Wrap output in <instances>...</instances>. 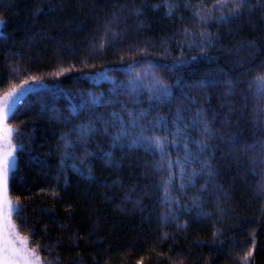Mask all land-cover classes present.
<instances>
[{
    "label": "trees",
    "instance_id": "1",
    "mask_svg": "<svg viewBox=\"0 0 264 264\" xmlns=\"http://www.w3.org/2000/svg\"><path fill=\"white\" fill-rule=\"evenodd\" d=\"M215 3L0 0V94L25 80L51 84L29 96L10 117L20 129L14 142L23 143L9 184L18 205L14 221L44 261L243 264L251 250L247 264H264V111L259 110L264 98L248 89L264 71V0H247L238 16L229 15L233 8L213 10ZM168 6H173L171 12ZM209 10L217 19L202 23L196 14L206 17ZM222 14L228 23H220ZM201 31L213 34V46L205 52L188 46L193 34L199 45ZM181 53L197 59L181 70L183 79L173 88L171 102L150 104L142 89L136 96L140 103H134L127 90L128 65L135 61L139 71L151 61L172 83L176 73L163 66ZM202 79L217 82L201 87ZM226 79L235 83L229 95ZM89 92L103 94L104 102L92 105ZM85 100L89 103L80 108ZM125 106L150 109L147 120L163 114L170 128L177 107L186 121L203 109L214 135L201 159L210 160L215 175L205 192H198L207 179L200 177L194 187L183 192L174 187L169 194L185 205L198 195L201 208L180 209L162 219L168 205L161 202L159 182L167 173L155 168L159 155L129 148L127 140L112 147L118 126L104 131L111 113L127 118ZM89 121L96 131L70 150L77 159L61 166V134L75 141L76 126ZM191 134L201 138L198 129ZM169 151L175 158L177 152ZM105 152L112 153L111 163Z\"/></svg>",
    "mask_w": 264,
    "mask_h": 264
},
{
    "label": "snow or ice",
    "instance_id": "2",
    "mask_svg": "<svg viewBox=\"0 0 264 264\" xmlns=\"http://www.w3.org/2000/svg\"><path fill=\"white\" fill-rule=\"evenodd\" d=\"M222 3H228V0H216L213 5V10L218 8ZM247 0H233V10L229 14L231 16H238ZM159 7V5H156ZM171 12L173 6H168ZM209 10L207 16L199 17L202 23H207L217 18L214 16V11ZM41 9H37V13ZM37 13H34L37 14ZM220 23H228L229 20L223 14L219 17ZM4 24V18L0 16V25ZM200 43L196 44L195 36L188 41L189 48L198 46L201 52L206 51V46H213V34L201 31L199 34ZM0 36H4L3 31H0ZM183 43V42H182ZM197 59L196 55L186 58L183 53L180 57L174 59L171 65H164L166 71L176 73V80L172 83H167L165 80L154 70L153 63L149 61L144 65L141 70L137 71L133 64L127 67L128 81L127 90L133 96V102L139 104L140 101L136 96L143 89L148 93V101L151 103L163 105L165 102H171L173 98V88L179 87L183 79L181 70L188 65L191 61ZM222 71V69H221ZM105 79L112 80L111 77L104 76ZM33 79H36L35 77ZM216 80L199 82L201 87H207L208 84L216 83ZM115 83V81H113ZM226 85V95L231 94L235 83L232 79L223 81ZM28 81L25 80L21 85H16L10 88L7 93L0 97V264H51V261H44L37 257L36 253L39 249L33 250L27 247L28 237L21 236L19 226L12 220V214L18 211V205L8 197V185L10 170L15 166L17 156V147H23L22 142H13L15 133H19V127L9 126L6 121L13 113L19 97L23 94L24 85ZM120 87H123L121 85ZM248 89L253 92L257 98H264V71L258 72L254 78L249 82ZM116 87L112 88V92H116ZM90 103L92 105H100L104 102L103 94H94L89 92ZM195 103V100H192ZM89 103L85 100L80 104V108H84ZM111 104L112 101H107ZM260 111H264V106H261ZM76 111V107L72 106V112ZM122 112L126 113L127 118L120 113H111L110 121H104V131L107 132L109 126H118V131L112 137V147H116L122 140H127L129 148H142L153 155L158 154L159 159L155 168L159 172H165L166 175L161 178L160 186L163 189L164 196L161 202L168 205V208L162 215V219L167 220L169 215L174 214L177 210L193 208H201L200 197L194 195L192 197L191 205L181 204L180 200L176 197L169 199V194L174 187H178L180 191H184L189 187H194L197 179L200 177H207L204 184L200 185L198 192L207 191L208 182L212 180L215 173L209 159H201V156L208 152L210 144L209 141L213 137V131L209 121L203 115V109H197L195 116L186 121L182 109L177 107L175 110L174 118L171 120V128L167 116L157 114L152 120H147L150 114V109L139 108L132 110L122 107ZM67 119V118H66ZM193 129H198L201 138H194L191 134ZM96 131L95 124L89 121L86 124L76 126V140L73 141L67 133H62L60 139L63 140L61 146V166L65 165L68 159H77L70 151L77 142L86 143L91 135ZM164 133V134H159ZM123 146V145H121ZM193 147L195 150H193ZM169 149H174L177 152L175 158H172ZM182 150V151H181ZM87 155V152L85 153ZM105 157L111 163L112 153L105 152ZM81 163L84 158H79ZM72 168H76V164H72ZM91 172V169H89ZM177 177L179 182L177 183ZM261 190L264 191V185H261ZM175 205V208L172 206ZM264 211V209H262ZM167 234H165L166 236ZM216 235V234H214ZM251 256V250L245 253L243 264H247L248 258ZM59 264V258H57Z\"/></svg>",
    "mask_w": 264,
    "mask_h": 264
},
{
    "label": "water",
    "instance_id": "3",
    "mask_svg": "<svg viewBox=\"0 0 264 264\" xmlns=\"http://www.w3.org/2000/svg\"><path fill=\"white\" fill-rule=\"evenodd\" d=\"M2 29H3V25H0V31H2ZM1 37V36H0ZM22 84V83H21ZM21 84H19V85H21ZM51 87V84L48 82V81H46V80H34V81H28V84L27 85H24V91H23V94L19 97V99H18V101H17V104H16V106H15V109H14V111L17 109V107L18 106H20L21 104H22V102H24L29 96H31V95H33V94H35V93H38V92H41V91H43V90H46V89H48V88H50ZM7 93V91L6 92H4L3 94H1L0 95V97H2V96H4L5 94ZM13 111V112H14ZM13 114V113H12ZM11 114V115H12ZM11 115L9 116V118H8V120L6 121V123L9 125V126H12L10 123H9V120H10V117H11ZM12 127H14V126H12ZM13 142H14V140H13ZM20 149V147H17V149H16V156H17V152H18V150ZM16 164H17V160H16V163H15V166L10 170V174H9V184H10V176H11V173H12V171H14L15 170V168H16ZM8 197L13 201V203L14 204H16L17 205V203L11 198V196H10V188H9V185H8ZM16 212V211H15ZM15 212H13V214H12V220H13V222L15 223V221H14V219H13V216H14V213ZM16 224V223H15ZM21 234V236H24L22 233H20ZM27 247L28 248H30V249H33V250H36L35 248H33V247H31V245H30V240L28 239V242H27ZM36 255H37V257H39V258H41L42 259V257H41V255L37 252L36 253ZM43 260V259H42Z\"/></svg>",
    "mask_w": 264,
    "mask_h": 264
},
{
    "label": "rangeland",
    "instance_id": "4",
    "mask_svg": "<svg viewBox=\"0 0 264 264\" xmlns=\"http://www.w3.org/2000/svg\"><path fill=\"white\" fill-rule=\"evenodd\" d=\"M231 8H233V0H228V3H222L219 7H218V10L220 11V12H222V11H230L231 10ZM233 10V9H232ZM232 12V11H231ZM104 76L105 75H103L101 78H104ZM8 91V90H7ZM6 92V91H5ZM3 94V93H2ZM1 95V94H0ZM19 107V106H18ZM17 107V108H18ZM17 110V109H16ZM15 110V111H16ZM14 111V112H15ZM13 112V113H14ZM9 123H10V120H9ZM11 124V123H10ZM12 125V124H11ZM13 126V125H12ZM15 135V134H14ZM13 140H14V136H13ZM14 143H16V142H14ZM18 153V152H17ZM15 214V213H14ZM13 219H14V216H13Z\"/></svg>",
    "mask_w": 264,
    "mask_h": 264
}]
</instances>
